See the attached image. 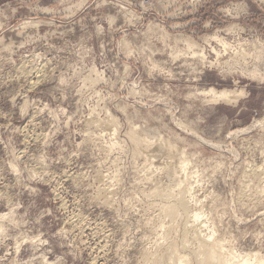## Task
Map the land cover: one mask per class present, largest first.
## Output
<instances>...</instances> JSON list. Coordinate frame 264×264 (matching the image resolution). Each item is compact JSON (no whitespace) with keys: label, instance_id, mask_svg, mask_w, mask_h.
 Segmentation results:
<instances>
[{"label":"rangeland","instance_id":"374dc122","mask_svg":"<svg viewBox=\"0 0 264 264\" xmlns=\"http://www.w3.org/2000/svg\"><path fill=\"white\" fill-rule=\"evenodd\" d=\"M0 216V264L263 259L264 0H0Z\"/></svg>","mask_w":264,"mask_h":264},{"label":"bare ground","instance_id":"6f19581e","mask_svg":"<svg viewBox=\"0 0 264 264\" xmlns=\"http://www.w3.org/2000/svg\"><path fill=\"white\" fill-rule=\"evenodd\" d=\"M211 39L222 42V40H219V38L217 36H213ZM185 43H186V45L188 47V50H190L192 53H194L193 54L194 56L199 57L201 59H204V56H203L202 53L199 54L198 52H195V49H197V46L193 42L185 40ZM249 74L252 77H254V78H259V76H260L258 73L254 72V71L249 73ZM241 93H243V95H244L243 91H241ZM201 94L205 95L206 97H209L213 102L214 101H216V102H218V101H229L230 99H232L233 96H237V95H234V94H236L235 91H228V90L218 91L215 88H209L207 90H204V91L201 92ZM243 95H240V96H243ZM132 133H134V132H132ZM131 139H133L132 141H134L136 145L141 146V147L145 146V147L149 148L151 146V144H152L150 141H148L146 139H143L142 137H140V135H137V133L136 134L135 133L132 134V138ZM183 163H185V161ZM183 168H184V171H185L186 167H183ZM184 173H187V172H184ZM173 176H175V175H173ZM188 176L189 175L186 174V175L183 176L184 178L182 177L181 179H179L178 182L176 181L178 183L177 189H179V195H180V196L179 195H177V196H179L180 198L175 199L176 198L175 197L174 199H172L174 196H172L171 192L172 193H174V192L171 189H170L171 191L168 190V192L167 191L165 192V190H163L162 192H164V193H158V192H161V191L157 188L158 191L156 193L158 194V196H163V197H165V198H167L169 200L167 205H165L166 209L164 210V212L167 213L166 214L167 216H169L170 218H174L175 219V217H177L178 215H183V217L186 216V220H188L187 217L190 214H192V215H190L191 216L190 218L193 219V222H194V225H195V222H197L199 220L200 215L198 213L192 212L190 210L189 195L192 194V192L190 190L191 187L187 186V183H188V181L190 179V178H188ZM173 179H175V178H173ZM184 184H186V185L184 187H182ZM153 193H155V190H154ZM191 197H193V196H191ZM4 218H5V216H0L1 220H3ZM183 220H185V219H183ZM195 227L194 226H193V228L191 227L190 231H192V233H194V235H196V236H193V235L192 236L194 237V240L198 241L197 244L199 245V247H197L198 251L196 250L197 252H194L195 253L194 257L196 258L197 264H236L235 262L233 263L234 257L230 258L231 254L229 256L225 255L226 254L224 252L225 251L224 250V246L225 245H223V243H221L220 239H216L215 238V240L211 241L212 239H214V237H213L214 233H212L211 235L207 236L208 239H209L208 240L207 238H205L206 236L205 237H201V235H199V234L197 235L198 230L196 229L197 227L196 228ZM0 231H1V229H0ZM189 232H187V235L189 234ZM185 239H187V236H186ZM187 241H188V239H187ZM187 241L186 240L183 241V243H182L183 247H186V242ZM187 247H188V245H187ZM166 250L164 249V250H162L160 252L158 251L159 253H157V255H155L156 257H154V259H153V264H164L165 261L167 260V257H168L167 255L170 252H172V253H174V255H176V257L174 256L175 258L173 257L174 261H176L175 264H189L190 263V261L185 256L177 255V252H176L175 248H173L172 245L171 246L168 245ZM164 252L166 254L167 253L168 254L167 255L165 254L166 255L165 256ZM169 255L171 256L172 254H169ZM232 255H233V253H232ZM263 259H261V257H258L253 263L251 261L252 259L247 258L246 260L239 261V262H242L240 264H264V260Z\"/></svg>","mask_w":264,"mask_h":264},{"label":"clouds","instance_id":"9594fccd","mask_svg":"<svg viewBox=\"0 0 264 264\" xmlns=\"http://www.w3.org/2000/svg\"><path fill=\"white\" fill-rule=\"evenodd\" d=\"M240 95H243V93H240Z\"/></svg>","mask_w":264,"mask_h":264}]
</instances>
